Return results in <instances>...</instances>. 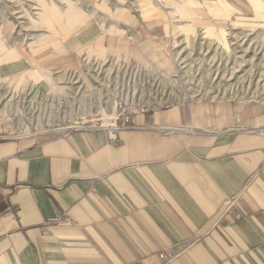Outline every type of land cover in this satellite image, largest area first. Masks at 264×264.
<instances>
[{"label":"crops","instance_id":"0c3cea01","mask_svg":"<svg viewBox=\"0 0 264 264\" xmlns=\"http://www.w3.org/2000/svg\"><path fill=\"white\" fill-rule=\"evenodd\" d=\"M61 19L27 47L2 30L1 91L47 88L84 59L169 68L159 13ZM133 122L113 140L25 132L0 111V264H264V104L199 100Z\"/></svg>","mask_w":264,"mask_h":264},{"label":"rangeland","instance_id":"374dc122","mask_svg":"<svg viewBox=\"0 0 264 264\" xmlns=\"http://www.w3.org/2000/svg\"><path fill=\"white\" fill-rule=\"evenodd\" d=\"M120 9L145 16L159 13L178 37L175 43L181 48L177 54L182 50L179 65L172 63L169 51L166 64L169 68L154 69L166 75L161 76L160 82L137 84L126 69L120 76L121 72L107 67L101 72L107 75L105 86L95 81L100 72L93 68L86 72L87 76L81 74L82 85L61 83L51 73L48 87L42 88L47 110L34 105L41 104V98H35L30 108L27 105L18 108L13 103L10 108L6 104L8 91L0 90V111L11 110V122L25 132H32L67 128L96 114L111 115L121 97L124 101L159 105L176 102L177 97L184 100L219 94L217 99L203 101L264 104V0H0V34L5 27L10 28L8 45L27 47L46 34L37 24L49 16L57 21L62 17V24L67 23V17L75 23L86 22L88 18L92 22ZM199 29L206 31L203 44L195 39ZM181 34L187 40H182ZM63 87L71 88L68 91ZM134 88L139 89L135 97ZM39 116L45 121H37Z\"/></svg>","mask_w":264,"mask_h":264},{"label":"built area","instance_id":"2783aa9c","mask_svg":"<svg viewBox=\"0 0 264 264\" xmlns=\"http://www.w3.org/2000/svg\"><path fill=\"white\" fill-rule=\"evenodd\" d=\"M37 14V13H36ZM173 36V38H172ZM196 40H201L202 44L205 43L203 42V40H206V31L203 29H199L196 34ZM187 37L185 34H181L180 38L183 40H187ZM32 37H29V40H31ZM178 39V37L174 36L172 30L169 31V34L167 35V41H168V46H169V51H170V59L172 60V63L174 65H179L178 58H179V53L182 51L180 50L177 54V51L181 48V45H176L175 40ZM182 44V43H181ZM213 45V44H212ZM215 46V45H214ZM213 46V47H214ZM172 64V65H173ZM107 67V69H113L114 71L121 72V74H119L120 76L123 75V69H126L127 72H130V79H133L135 83H139V82H143L144 84L147 82V84H151V83H155V82H160L162 80V77H165L166 75L162 74L160 71L159 73L157 71H155L154 69L156 68V66L154 65H142L139 64L135 61H130V62H124L121 60H118L116 58H110L109 60H107V62L104 61H100V60H90V59H84L83 60V65L81 70H66L65 72H59V71H54L53 72V77H55L56 79L60 78V82L61 83H68V84H81V82L84 83L83 81V77L81 76V74L84 72V74L87 76L88 74L86 72H88L90 69H95L97 71H99V74H96V80L97 83L103 82L105 86V81L107 78L106 74H103L101 72H103L104 68ZM151 69H153L152 71H150ZM160 69V68H159ZM80 73V74H79ZM126 76V75H125ZM117 77L118 74H116V84L118 83L117 81ZM130 82H133L132 80ZM84 87V86H83ZM81 86V88H83ZM68 88V87H66ZM65 87H63V89H66ZM71 88V87H70ZM66 89L69 91V89ZM74 91V90H73ZM72 91V92H73ZM122 91V90H121ZM139 92L138 88H134L133 90V95L134 97L137 95V93ZM44 91L36 86H32L29 90H27L24 93H16V92H8V101L6 102V104L8 105V107H12L11 104L13 103V105L17 106L18 108L23 109V106H30L32 107L34 102L36 101V99H40L41 98V104H39L38 102H35L34 105H36L37 103V108L41 109V110H47L48 105H46L45 103V98H44ZM75 94V92H74ZM157 94H155L154 96H156ZM219 94H213L211 96H195L192 98H185L184 100H181L180 97L176 98V102H164L162 104L159 105H149V103H134V102H129L127 99L126 101H124V99L119 98V100H116V104H115V109L114 111L111 113V115H102L101 114H96L95 117H85L83 118V120L81 122H78L77 124L73 125V126H69L67 127L68 129H73L75 131H100V132H106L109 134L110 138L115 140L118 138V135L120 132L122 131H126V130H132V129H139V127H137L134 122H133V116L134 115H138V114H146L149 111H153V110H157L160 108H169L171 106H176V105H181V104H191L194 103L196 101L199 100H204V99H217ZM116 98L118 96H115ZM36 98V99H35ZM174 99V96H173ZM51 100V98H49V101ZM59 104V102H58ZM9 108V110H10ZM11 110L9 111V116H11L10 114ZM37 112V111H36ZM43 112V111H40ZM21 113V112H20ZM31 112L29 111V113L27 112V114H30ZM38 113V112H37ZM40 117V116H39ZM37 117V121L39 122H44L45 118H39ZM21 127V126H20ZM37 129V128H36ZM51 129V128H50ZM47 129V130H50ZM159 130H161L164 133H174V132H178L181 131L182 129L180 128H172V127H163V128H159ZM36 131V130H35ZM236 204V200H232L231 203L229 204V208L228 210H230L231 208H233ZM160 257L167 263H171L173 262L176 257L177 254H173V253H162L160 254Z\"/></svg>","mask_w":264,"mask_h":264}]
</instances>
